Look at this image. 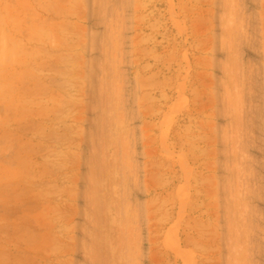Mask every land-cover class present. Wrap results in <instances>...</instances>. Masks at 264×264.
I'll use <instances>...</instances> for the list:
<instances>
[{
	"label": "rangeland",
	"instance_id": "374dc122",
	"mask_svg": "<svg viewBox=\"0 0 264 264\" xmlns=\"http://www.w3.org/2000/svg\"><path fill=\"white\" fill-rule=\"evenodd\" d=\"M0 264H264V0H0Z\"/></svg>",
	"mask_w": 264,
	"mask_h": 264
}]
</instances>
